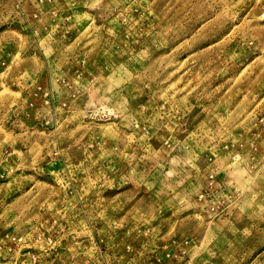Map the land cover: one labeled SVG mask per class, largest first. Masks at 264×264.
Wrapping results in <instances>:
<instances>
[{
  "label": "rangeland",
  "instance_id": "obj_1",
  "mask_svg": "<svg viewBox=\"0 0 264 264\" xmlns=\"http://www.w3.org/2000/svg\"><path fill=\"white\" fill-rule=\"evenodd\" d=\"M0 264H264V0H0Z\"/></svg>",
  "mask_w": 264,
  "mask_h": 264
}]
</instances>
